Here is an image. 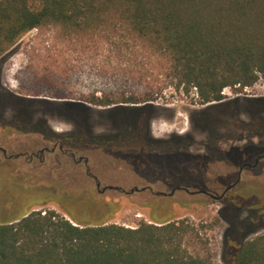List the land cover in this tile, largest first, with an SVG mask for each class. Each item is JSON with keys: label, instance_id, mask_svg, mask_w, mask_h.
<instances>
[{"label": "trees", "instance_id": "obj_1", "mask_svg": "<svg viewBox=\"0 0 264 264\" xmlns=\"http://www.w3.org/2000/svg\"><path fill=\"white\" fill-rule=\"evenodd\" d=\"M33 29L52 31L56 42L90 52L100 67L108 65L143 88L140 95L86 101L121 113L151 108L146 103L157 101L168 87L186 95L193 90V102L207 105L222 103L226 88L238 93L264 83V0H0V56ZM17 114L6 123L7 130L39 135L76 158L103 147L120 148L118 134L100 139L81 129L77 138V133L58 136L44 120H34L23 109ZM137 122L132 123L135 130H122L132 138L131 145L122 141L129 149L148 147L147 126L136 130L143 124ZM151 141L159 151L157 140ZM28 150L19 152L42 158L39 151ZM19 158L27 157L0 161V264H216L189 248L198 231L187 219L177 220L173 213L155 217L156 195L141 206L152 209L151 223L141 221L133 228L110 223L120 204L104 202L98 175L88 172V158L87 179L95 186L81 182L65 185V191L49 187L58 183L51 171L46 176L40 166L18 163ZM261 185L241 179L234 192L254 229L264 227ZM49 204L62 213L45 208ZM223 261L264 264V235L244 242L226 238Z\"/></svg>", "mask_w": 264, "mask_h": 264}, {"label": "rangeland", "instance_id": "obj_2", "mask_svg": "<svg viewBox=\"0 0 264 264\" xmlns=\"http://www.w3.org/2000/svg\"><path fill=\"white\" fill-rule=\"evenodd\" d=\"M55 40L52 31L33 29L6 56H0V119L5 123L12 122L18 111L23 109L34 120H44L58 136L77 133L74 135L77 138L81 129L100 139L118 134L120 139L116 142L120 148L103 147L95 153L86 154L88 172L98 175L100 188H120L101 192L104 202L115 201L120 204V210L110 223L129 228L136 227L141 221L151 223L149 214L152 209L141 206L146 205L154 193H169L176 185L187 186L193 191L195 186H201L202 181L213 184L217 172L222 173L224 167L226 169V166L234 165L237 169L246 159L253 164L255 157L264 155V101L257 100H264L262 81L238 93L226 88L222 92L226 103L207 104L209 106L195 104L193 90L186 95L181 90L175 92L168 87L157 101L151 102V108L146 107L137 113H121L111 110L112 106H95L86 101L104 96L116 100L131 93L143 94L145 90L112 71L108 65L100 67L90 52L83 53L77 46ZM13 96L18 97V102ZM247 99L251 101L247 102ZM79 101L86 105L79 104ZM138 120L143 124L136 127V130L147 126L148 147L129 149L127 145H122V141L131 145L132 138L124 136L122 130H135L132 123ZM6 127L0 126V146L8 148V155L22 151L25 147L33 152L53 148L52 141L44 140L39 135L10 131ZM173 136H190L193 139L194 143L189 149L191 157L158 154L151 140H167ZM212 139L218 140L216 147L224 150L222 155L213 153L212 157L206 156L211 153L206 143ZM169 148L173 147L157 149ZM6 159L1 158L0 161ZM22 161L34 167L40 166L46 176L51 171L58 183L50 185V188L65 191V185L75 186L82 182L95 186L96 183L91 178L87 179L84 162L75 163L57 147L53 152H45L42 158L17 160L18 163ZM246 178L264 184V160L256 168L244 170L241 179ZM144 185H153L154 193H131L134 188ZM256 185L260 189L259 184ZM261 186L264 188V185ZM220 192L218 190L217 194ZM194 200H202L206 204H191ZM157 201L159 207L154 211L156 218L164 219L173 213L177 220L187 219L198 231V239L190 240L189 248L210 256L216 264H225V234L230 229V222L221 217L223 206L220 203L211 202L203 196L190 197L179 191L170 199L160 197ZM187 202L191 205H182ZM45 208L62 213L53 204ZM262 235L264 228L251 232L244 241Z\"/></svg>", "mask_w": 264, "mask_h": 264}, {"label": "flooded vegetation", "instance_id": "obj_3", "mask_svg": "<svg viewBox=\"0 0 264 264\" xmlns=\"http://www.w3.org/2000/svg\"><path fill=\"white\" fill-rule=\"evenodd\" d=\"M225 100V99H224ZM222 101V103H226ZM256 100V99H255ZM257 100H262L263 99H257ZM235 101V100H232ZM247 102L251 101L249 99L246 100ZM222 103H214L211 105H218ZM210 105V103H209ZM207 105V106H209ZM206 106V107H207ZM151 116L148 119V122H150ZM0 125L6 126L5 122L0 121ZM176 136H173L167 140H157L155 142L156 148L158 147H173L172 149H166V150H159L158 154L162 155H171V154H182L185 155L187 158L191 157V152L189 151L190 147L193 145V139L190 136L183 137L184 140L176 139ZM218 140L212 139L207 141V149L211 152L210 154H207L206 156L212 157L215 153H218L219 155H222L224 153V150H221L216 147ZM205 145V144H204ZM250 147H253L252 144H250ZM58 148L59 151L62 154L68 155V157L72 158L76 163L84 162L87 163V158L83 156H79L76 158L75 154H73L70 149H65L62 145L60 144H55V146L51 149L48 150L47 148H42L39 150L38 153L43 155L45 152H53L55 148ZM177 150V151H176ZM209 153V152H208ZM214 153V154H213ZM211 155V156H210ZM38 157L37 154H26V152H19L17 154H9L8 155V148L4 146H0V159L1 158H18V157ZM264 160V155H259L255 157L253 164H250L247 159L237 168L233 166H226V169L224 167L222 173L217 172L216 174V180L211 183H203L200 187L195 186L193 191H190L189 187L184 186V185H176L173 186L171 189V192L166 193V192H156L154 193V187L153 185H144L141 188H136L137 193L138 192H146L149 191L151 193H154V195L158 197H169L171 198L176 191L179 192H184L190 197H197V196H203L208 198L211 202H216L220 203L223 206V210L221 213V217L224 218V220L230 222V229L228 232L225 234V242L226 238L234 239L237 240L238 242H244L245 237L250 234L251 232L257 231L258 229L264 228V227H258V228H252L251 223L248 221L249 220V214L240 208V205L242 204V200L240 196L234 194V192L238 189L240 183H241V176L244 170H248L251 168H256L260 161ZM224 184L226 185L225 187ZM97 187L100 188V184L97 183ZM193 187V186H191ZM107 189H115V190H120L118 187H112V186H106L101 188L100 191L104 192ZM131 190V193L135 192ZM221 190L219 194H217V191ZM264 202V201H263ZM191 204H196V205H203L206 204L205 201L202 200H194L191 202ZM243 205V204H242ZM254 216H257V212L254 211ZM253 216V217H254ZM262 221L264 220V215L259 216ZM225 245V244H224Z\"/></svg>", "mask_w": 264, "mask_h": 264}, {"label": "water", "instance_id": "obj_4", "mask_svg": "<svg viewBox=\"0 0 264 264\" xmlns=\"http://www.w3.org/2000/svg\"><path fill=\"white\" fill-rule=\"evenodd\" d=\"M214 103H215V102H212V103H210V105H211V104H214ZM79 104H81V105H86L85 103H82V102H79ZM146 104H147V105H151V106L153 105L151 102L146 103ZM121 106H124V105H121ZM129 106L137 107V106H139V105H129ZM113 107H114V106H112L111 110L113 109ZM137 190H138V189L135 188L134 191L137 192Z\"/></svg>", "mask_w": 264, "mask_h": 264}]
</instances>
